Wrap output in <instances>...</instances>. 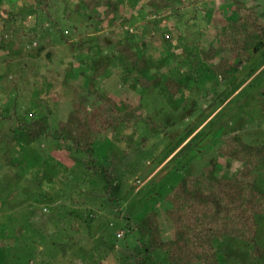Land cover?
Segmentation results:
<instances>
[{
    "label": "rangeland",
    "instance_id": "rangeland-1",
    "mask_svg": "<svg viewBox=\"0 0 264 264\" xmlns=\"http://www.w3.org/2000/svg\"><path fill=\"white\" fill-rule=\"evenodd\" d=\"M51 1L56 4L52 12L57 14L59 25L69 39L77 42L85 39L73 29L74 26L79 25L80 21L82 22V15L78 18L79 20L73 17L71 25L67 23L65 16L59 17L66 3L73 6L77 0ZM112 1L120 3L116 12L119 19L116 24L117 28L109 25L96 28L85 26L86 23H84L82 25L84 27L79 30L81 32L91 31L89 34L91 50L87 52L77 50L73 53L69 45L61 41L59 34L52 32L51 23L37 13L36 0H3L2 3L0 2V15L6 17V13L10 11L17 14L16 19L5 29L4 21L0 17V41L4 40L9 45L6 51L0 52V110L3 114V118L0 117L1 226L4 224L9 225L10 228L25 226L24 212L28 209V211L38 212L42 206L37 203L35 196L50 193L46 192L45 187L39 188L35 185L34 176L31 175L34 173L33 170H40L39 168L42 167L44 172L57 174L53 183H59L57 191L48 195L52 207L54 206L52 214L56 216L42 219L41 215H36L27 225L29 228L36 229L34 233L28 232L25 228L22 230L24 238H21V233L17 232L7 235L5 240L0 239V260L12 258L15 250L18 249L22 263L25 264H103V262L121 264L120 259L127 257V254L130 255L134 245L136 246V238L132 233L125 232V236L122 233L124 223L118 218L117 211L114 210L115 206L108 204L109 206L101 211L99 205L95 206L94 202L101 196L99 191L103 184L99 179L87 173L82 165L74 162V159L84 161V156L72 151L68 148L69 145L60 146V143L55 142L52 136L50 139H44L32 145L33 148L27 146L22 137L17 135L15 129L19 125L18 117L13 114L17 105L19 115L23 114L22 117L26 121H31L41 115L48 116V107L43 104L39 105L38 100L43 98L51 105L53 102L57 103L55 99L59 100L58 106L52 107L54 110L49 121L52 129L50 135H54L59 122L66 121L73 111V102L88 100V77L92 71L90 66L84 64V61L89 64L97 62V66L106 63L105 60L112 53L113 42L122 39L129 32L143 42L145 53L155 67L159 66V71L164 73V76L167 77L172 70H175L173 75L179 72L187 78L193 73L196 74L195 77L198 74L199 78L186 83L184 91L177 96L175 103L170 102L167 94L160 89L157 92L133 87L130 77L122 81L123 76L119 73L117 59L109 64L108 73L98 79L99 92L110 94L117 102L124 98H131L136 102L141 96L145 111L159 125V134L157 133L159 137L157 138L149 137L147 134L149 128L142 124L139 139L138 135L133 134L132 129L124 125L117 128L116 137L109 135L97 137L94 142L96 158L102 163L117 161L115 163L117 175L125 174L124 179L120 180L121 189L118 193L121 194V190L127 192L131 186L135 187L134 193H138L143 187L151 186V181L154 185H163L169 178L172 180L180 176L177 170H180L183 164L187 165V171L197 172L207 163H212L217 167L220 165L218 168L220 176H232L238 166L227 158L221 160L215 157L216 150L213 143L217 140V137L214 138L217 130L207 126L205 137H194L212 118L219 115H221L219 119L221 124L226 123L230 118L233 119L230 126L225 127L226 131L235 130L244 120L239 116V107L243 108L252 118L250 124L241 131L245 142L252 146L264 144V115L255 100V97H260L262 94L264 96L261 91L264 89V45L254 49V58L247 64L248 67L243 68L236 78L226 85H221L219 79L210 78L208 74H205L203 71L205 66L198 61L199 51L206 45H215L217 29L222 24L228 23L232 9H228L227 0H197L196 4L195 0H183L177 8H169L166 13L156 18L148 12L151 9L149 5L151 0ZM197 4H199L200 14L205 15V21L193 9ZM106 9L108 8H100L101 15ZM124 18H130V24L121 23ZM41 21L42 24H40ZM9 28H12V31ZM18 33L21 39L29 38L32 33L43 38L51 37L53 43L45 45L44 52L37 57L28 55L14 57L10 53L11 47L14 45L13 48L16 50L18 45L9 43V40ZM186 47L187 51H185ZM28 51L26 47L23 52ZM36 51L32 49L34 56H36ZM187 52L194 56L197 54L195 56L197 66L192 61L188 64L181 63L188 58ZM173 54L176 55L175 60L171 56ZM191 59L193 60L194 57ZM9 61L11 62L8 65ZM251 70L255 72L251 73ZM72 74L77 75L71 78ZM66 79L65 85L63 80ZM244 98H248V101L241 104ZM204 120L205 122L200 125ZM195 128H199L198 131L186 139L181 146L188 145L189 148L185 147L181 152L177 150L175 154L166 157L169 151L168 143L178 142L180 137ZM162 130H164L163 134H161ZM120 135L127 136L128 140H120ZM193 138L194 140L190 142ZM162 139L165 142H162ZM189 143H193L191 147ZM195 143H197V148L205 146L207 151L195 149ZM200 143H202L201 146ZM137 144L140 149L137 148ZM129 145L130 148H128ZM178 153L182 156L173 158ZM185 154L194 157L189 161L183 158ZM19 156L29 158L33 165L21 166L20 164L16 167L9 164V161L12 163L18 161ZM258 176L260 182L264 181V177L259 175V172ZM262 185L261 189L264 190V183ZM162 189L167 192V185ZM72 195H80L77 198L85 202L79 209L78 215H82V211L86 208L92 209V212L97 214L93 221L87 220L85 224L84 217L81 219L68 215L73 210V204L70 203ZM25 204L27 206H24ZM43 211L49 213V206L43 205ZM8 215H10L9 220H7ZM13 216H17L18 219H12ZM159 221L162 235L169 239L170 228L167 219L163 216ZM62 222L64 225H59ZM259 225L257 244L264 248V217ZM102 237L106 238L104 243H102ZM76 239L80 241L75 243ZM223 242L235 250L233 251L231 247L225 248V253L227 249L228 254L226 264H240V261L248 259L239 250L235 240L226 238ZM7 247L9 251L7 250L6 255L4 249ZM262 261L264 264V259ZM242 264H246V261Z\"/></svg>",
    "mask_w": 264,
    "mask_h": 264
},
{
    "label": "trees",
    "instance_id": "trees-1",
    "mask_svg": "<svg viewBox=\"0 0 264 264\" xmlns=\"http://www.w3.org/2000/svg\"><path fill=\"white\" fill-rule=\"evenodd\" d=\"M181 1L183 0H151L149 2L151 9L148 12L156 18L166 13L169 8H177ZM227 1L229 2L226 3L228 9H232L228 23L222 24L217 29L215 34L216 44L206 45L198 53V61L205 66L203 67L204 73L208 74L210 78L219 79L221 85L230 84L243 68L248 67L247 64L254 58V49L264 45V0ZM0 2L2 3L3 0H0ZM194 3L196 4L197 0ZM199 4L193 7L198 14L201 13L198 9ZM55 6L56 4L51 0H36L35 10L47 22L51 23L52 32L59 34L61 41L69 45L72 53L77 50L80 52L91 50L89 42L91 31L81 32L79 30L84 27L82 26L84 23H86L85 26L89 25L97 28L104 25L116 26L119 21L116 12L120 7V3L117 1L77 0L73 6L66 3L62 14L59 15L58 13L59 17L65 16V20L69 25H71L73 17L77 19L81 15L83 17L82 22L80 21L79 25L74 26L73 29L78 31L80 36L85 37V39H80L78 42L71 41L60 27L57 14L52 12ZM100 8L108 9L101 15ZM200 15L205 21V15ZM0 17L4 21L5 29L8 24L16 19L17 14L10 11L6 13V17L2 15ZM130 21V18H124L121 23L130 24ZM93 23L95 24L93 25ZM40 24H42V21ZM9 30L12 31V28H9ZM51 30L49 29V31ZM52 41L51 37L43 38L34 33L29 38L21 39V35L18 33L9 40V43H17L18 45L16 50H14L13 45L10 53L14 57L24 55L37 57L44 52L45 45H52ZM6 47H9L7 42L1 40L0 52L6 51ZM26 47L29 51L24 53ZM32 49L37 50L36 56L33 55ZM111 50L112 53L105 60L106 63L100 66L96 65L97 62L89 64L84 61V64L90 66L92 71V74L88 77V100L73 102V111L66 121L59 122L54 135H50L52 129L49 121L54 110L52 107L58 106L59 100L55 99L58 104L53 102L51 105L43 98L38 102L39 105L43 104L48 107V116L41 115L31 121L24 120L23 114L19 115L17 105L15 106L13 114L17 115L19 123L15 129L17 135L22 137L27 146L40 143L41 140L50 139V136H52L55 142L60 143V146L69 145L68 148L72 151L84 156V161L74 159V162L82 165L87 173L93 178L99 179L103 184L102 189L99 191L101 196L94 202L95 206L96 204L99 205L100 211L110 204L115 206L116 209L114 210L117 211L118 218L123 220L124 223L122 233L125 236V232H130L136 238V246L134 245L130 255L127 254V257L120 259L122 260L121 264H226L228 254L227 249L225 253V248L231 247L223 242L226 238L235 240L239 250L245 254L244 257H248L245 260L246 264H258L259 262L263 264L264 248L257 244V237L260 228L259 222L264 217V190L261 189L264 181L260 182L258 176L259 172V175L264 177V144L252 146L243 139L241 131L250 124L252 118L241 107H239V116L244 120L235 130L226 131L225 127L232 123L233 119L230 118L226 123L221 124L219 120L221 115H219L212 118L194 137H205L207 126L217 130L214 136V138L217 137V140H214L213 143L216 150L215 157L221 160L227 158L238 166L232 176H220L218 169L220 165L217 167L216 164L212 163H207L197 172L187 171V165L183 164L180 170H177L180 176L172 180L169 178L163 185L157 186L151 181V186L143 187L142 191L138 193H134L135 187L133 186L127 192L121 190V194L118 193L121 189L120 180L124 179L125 174L117 175V165H115L117 161L111 160L102 163L96 158L94 142L97 137L99 135L116 137L118 134L117 128L124 125L126 128L132 129L133 134L138 135L139 139L142 124L144 127L147 125V128H149V132H147L149 137L157 138L159 137V125L145 111L141 96L138 97L136 102L131 98H124L117 102L110 94L99 92L98 79L108 73L109 64L117 59L119 73L123 76V78L121 77L122 81L130 77L132 78L133 87H141L145 91L153 90L157 92L160 89L167 94L170 102L175 103L177 96H180L184 91L186 83L191 80L195 81L199 77L198 74L195 77L196 74L191 73L190 76L184 78L179 72L175 73V76L173 75L175 70H172L167 77L164 76L165 74L159 71V66L155 67L152 60L145 53L143 42L132 32L127 33L120 40H115ZM185 51H187V47ZM187 54L188 58L181 63L188 64L192 61L197 66L198 62L195 60L197 54L195 56L188 52ZM171 56H173V60L176 59V55ZM11 61L7 64L9 65ZM179 65L182 66V64ZM250 72L254 73L255 71L251 70ZM76 75L72 74L71 78ZM67 79L63 80V84L66 85ZM52 81L54 80L52 79ZM261 91L264 93V89ZM255 100L264 115L263 94L260 97H255ZM246 101H248V98H244L241 104ZM0 117L3 118L1 110ZM204 122L205 120L200 125ZM198 129L189 130L185 136L179 138L178 142L168 143L169 151L166 157L175 154L177 150L181 152L183 148L188 147V145L181 146ZM163 133L164 130L161 134ZM164 135L166 137V133ZM120 140H128V137L120 135ZM162 142H165L164 139H162ZM189 144L191 147L193 143ZM137 145V148L140 149L139 144ZM196 145L197 143H195V149H207L205 146L197 148ZM128 148H130V145ZM55 149L58 150V147L55 146ZM181 156V153H178L173 158H180ZM193 157L190 154H185L183 158L190 161V158L193 159ZM18 158L20 159L15 163L9 161V164L16 167L20 164L21 166L33 165L29 158L21 156ZM39 169L33 170L34 173H31L34 176L35 185L39 188L45 187L46 192L54 194L59 188V183H53L57 174L44 172L42 167ZM165 185L168 187L167 192L162 189ZM49 194L43 193L35 196L37 203L42 206L38 212L28 211L29 209L26 208L28 210L24 212L26 215L25 226L10 228L9 225L4 224L1 226L0 223V239L5 240L7 235L17 232H20L21 238H24V231L22 232V230L25 228L28 232L34 233L36 229L29 228L27 225L36 215H41L42 219L43 217L56 216L52 214L54 206L52 207L50 203ZM77 197H80V195H74L72 200L70 199L73 210L68 215L81 219L84 217L85 224H87V220L93 221L97 214L93 213L92 209L90 211L86 208L82 211V215H78L79 209L85 202ZM124 204L126 205L124 206ZM43 205L49 206V213H44ZM24 206H27V204ZM9 216H7V220H9ZM163 216L167 219L170 228L169 239L162 235L159 220ZM12 219L18 218L13 216ZM59 225H64V223L62 222ZM49 226H51V223H49ZM88 230L90 234V226ZM102 238V243H104L106 238ZM78 241L80 240L76 239L75 243ZM99 243L101 244V242ZM7 250L9 251V247L4 249V254H8ZM15 251L12 258H4L0 260V264H25L22 263L19 250L16 249ZM233 251L235 250L233 249ZM245 261L239 263L242 264ZM103 264H106V262H103Z\"/></svg>",
    "mask_w": 264,
    "mask_h": 264
}]
</instances>
